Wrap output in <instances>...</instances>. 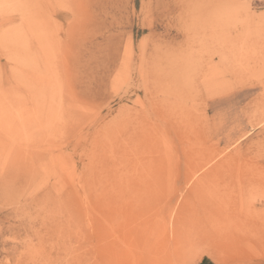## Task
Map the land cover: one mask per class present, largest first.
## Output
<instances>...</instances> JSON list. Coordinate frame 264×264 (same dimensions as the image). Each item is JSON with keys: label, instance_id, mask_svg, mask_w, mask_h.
Here are the masks:
<instances>
[{"label": "rangeland", "instance_id": "1", "mask_svg": "<svg viewBox=\"0 0 264 264\" xmlns=\"http://www.w3.org/2000/svg\"><path fill=\"white\" fill-rule=\"evenodd\" d=\"M204 262L264 264V0H0V264Z\"/></svg>", "mask_w": 264, "mask_h": 264}, {"label": "crops", "instance_id": "2", "mask_svg": "<svg viewBox=\"0 0 264 264\" xmlns=\"http://www.w3.org/2000/svg\"><path fill=\"white\" fill-rule=\"evenodd\" d=\"M203 264H211L210 262H204Z\"/></svg>", "mask_w": 264, "mask_h": 264}, {"label": "bare ground", "instance_id": "3", "mask_svg": "<svg viewBox=\"0 0 264 264\" xmlns=\"http://www.w3.org/2000/svg\"><path fill=\"white\" fill-rule=\"evenodd\" d=\"M196 172V171H195ZM195 172L193 173V174H195ZM184 177H185V175H184ZM170 232V231H169ZM179 238V237H178ZM176 239V238H175ZM169 243V242H168ZM176 248V247H175Z\"/></svg>", "mask_w": 264, "mask_h": 264}]
</instances>
